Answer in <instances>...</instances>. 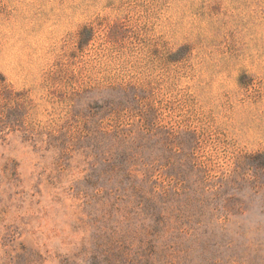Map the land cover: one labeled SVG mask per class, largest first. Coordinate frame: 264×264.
Instances as JSON below:
<instances>
[{"label":"rangeland","instance_id":"obj_1","mask_svg":"<svg viewBox=\"0 0 264 264\" xmlns=\"http://www.w3.org/2000/svg\"><path fill=\"white\" fill-rule=\"evenodd\" d=\"M0 264H264V0H0Z\"/></svg>","mask_w":264,"mask_h":264},{"label":"trees","instance_id":"obj_2","mask_svg":"<svg viewBox=\"0 0 264 264\" xmlns=\"http://www.w3.org/2000/svg\"><path fill=\"white\" fill-rule=\"evenodd\" d=\"M15 103H16V106H18V104H19V101H18V100H16V101H15Z\"/></svg>","mask_w":264,"mask_h":264}]
</instances>
